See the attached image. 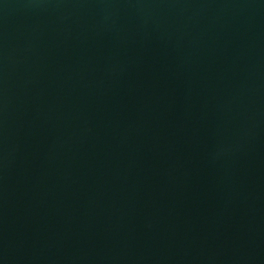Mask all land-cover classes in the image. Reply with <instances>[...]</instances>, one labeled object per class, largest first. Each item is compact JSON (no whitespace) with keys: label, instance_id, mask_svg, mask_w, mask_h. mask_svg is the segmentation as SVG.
I'll return each instance as SVG.
<instances>
[{"label":"water","instance_id":"95a60500","mask_svg":"<svg viewBox=\"0 0 264 264\" xmlns=\"http://www.w3.org/2000/svg\"><path fill=\"white\" fill-rule=\"evenodd\" d=\"M0 264H264V0H0Z\"/></svg>","mask_w":264,"mask_h":264}]
</instances>
